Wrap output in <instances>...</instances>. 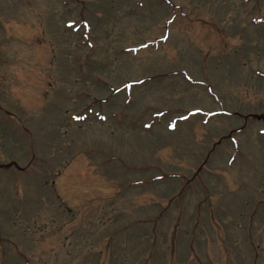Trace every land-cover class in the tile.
<instances>
[{
    "label": "rangeland",
    "instance_id": "obj_1",
    "mask_svg": "<svg viewBox=\"0 0 264 264\" xmlns=\"http://www.w3.org/2000/svg\"><path fill=\"white\" fill-rule=\"evenodd\" d=\"M0 264H264V0H0Z\"/></svg>",
    "mask_w": 264,
    "mask_h": 264
}]
</instances>
